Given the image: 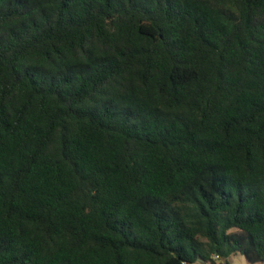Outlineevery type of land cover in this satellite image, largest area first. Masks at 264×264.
<instances>
[{
	"label": "trees",
	"instance_id": "trees-1",
	"mask_svg": "<svg viewBox=\"0 0 264 264\" xmlns=\"http://www.w3.org/2000/svg\"><path fill=\"white\" fill-rule=\"evenodd\" d=\"M264 264V0H0V264Z\"/></svg>",
	"mask_w": 264,
	"mask_h": 264
},
{
	"label": "rangeland",
	"instance_id": "rangeland-1",
	"mask_svg": "<svg viewBox=\"0 0 264 264\" xmlns=\"http://www.w3.org/2000/svg\"><path fill=\"white\" fill-rule=\"evenodd\" d=\"M230 264H251L246 257L241 254L233 255L230 259ZM262 264V263H258Z\"/></svg>",
	"mask_w": 264,
	"mask_h": 264
}]
</instances>
